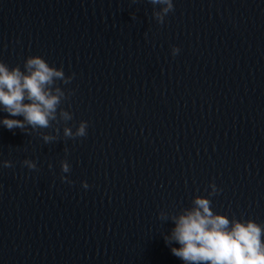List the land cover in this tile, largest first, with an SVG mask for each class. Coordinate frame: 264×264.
<instances>
[{
    "label": "water",
    "instance_id": "obj_1",
    "mask_svg": "<svg viewBox=\"0 0 264 264\" xmlns=\"http://www.w3.org/2000/svg\"><path fill=\"white\" fill-rule=\"evenodd\" d=\"M173 2L0 0V61L64 71L48 128L0 125V264H183L198 196L264 226V0Z\"/></svg>",
    "mask_w": 264,
    "mask_h": 264
},
{
    "label": "clouds",
    "instance_id": "obj_2",
    "mask_svg": "<svg viewBox=\"0 0 264 264\" xmlns=\"http://www.w3.org/2000/svg\"><path fill=\"white\" fill-rule=\"evenodd\" d=\"M152 3L161 5V11L154 12L153 16L163 24L164 17L174 9L173 0H152ZM171 52L175 56L180 48L173 46ZM63 77L62 68L50 66L39 55L29 56L23 71L19 66L12 67L0 61V111L7 113L0 118V125L9 130H26L28 126L32 129L48 128L64 95L60 88L53 90L51 85ZM63 115L70 119L68 113ZM87 128L88 121H82L75 133L65 128L64 134L85 137ZM43 139L49 142L54 137L44 135ZM25 163L29 169L36 168L35 163L27 160ZM3 166L10 167L11 164L5 161ZM61 171H69L67 162H61ZM60 179L64 181L65 177L62 175ZM82 186L89 187L86 181ZM210 187L211 194L220 191L214 182ZM171 220L174 227L165 236V241L179 245L170 250L183 264H264V226L252 220L230 219L215 213L207 197H196L191 209L172 216Z\"/></svg>",
    "mask_w": 264,
    "mask_h": 264
}]
</instances>
